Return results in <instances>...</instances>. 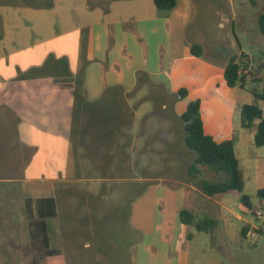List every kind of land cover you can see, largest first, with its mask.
<instances>
[{
  "label": "crops",
  "instance_id": "obj_1",
  "mask_svg": "<svg viewBox=\"0 0 264 264\" xmlns=\"http://www.w3.org/2000/svg\"><path fill=\"white\" fill-rule=\"evenodd\" d=\"M65 3L47 0L34 7L21 0L0 8V187L7 188L0 189V222L16 223L43 243L38 215L76 219L73 210L62 211L73 184L91 182L99 195L113 183L127 185L140 219H146L148 202L173 215L161 225L163 231H180L177 247L164 243L167 260L173 253L175 264H188L195 238L190 230L202 232L182 223L180 212L220 225L226 211L239 216L231 207L240 195L203 192L202 182L217 177L206 167L191 175L196 155L186 146L185 126L167 119L182 120L189 103L200 101L205 133L218 143L235 138L246 188V171L264 163V147L255 144L258 121L249 129L241 121V108L254 96L227 85L225 69L233 57L210 60L203 40L186 36L177 3L166 12L155 0ZM196 44L203 48L201 57L192 54ZM227 103L239 105L238 121ZM263 104L258 106L264 113ZM13 186L22 194L12 195ZM118 212L130 219V204ZM27 213L33 221L24 225L19 216ZM60 218L54 227L59 257L67 249ZM102 239H94L97 248L106 244Z\"/></svg>",
  "mask_w": 264,
  "mask_h": 264
},
{
  "label": "rangeland",
  "instance_id": "obj_2",
  "mask_svg": "<svg viewBox=\"0 0 264 264\" xmlns=\"http://www.w3.org/2000/svg\"><path fill=\"white\" fill-rule=\"evenodd\" d=\"M28 1L38 6L46 4L47 0ZM65 1L62 7L73 2L80 7L95 0ZM104 1L123 4L128 0ZM145 1L152 5V0ZM20 2L21 0H0V8L5 4ZM263 11L262 0H177L176 13L181 18L184 17L186 36L203 40L206 58L216 62L230 60L231 57L238 58L247 77L243 89L254 96V93H264V36L258 25V17ZM252 98V104L260 103L255 96ZM175 110L177 112L178 108ZM226 110L238 121L240 115L237 103H227ZM167 120L172 125H184L181 119ZM260 149V154H264V148ZM192 153L196 155L194 151ZM258 167L259 169L254 165L246 171L244 193L250 196L254 206L259 203L258 191L264 188V163H259ZM163 175L172 176L166 172ZM4 187L0 189H7ZM13 187L10 191L12 195L22 194L21 187ZM127 188V185L121 187L118 183H113L103 195H99V187L91 182L73 184L69 188L73 193L66 198L62 211L65 213L69 209L73 210L72 217L76 219H63L64 214L60 215L61 218L58 214L49 218L50 232H46L45 240L42 231L43 243L36 235L42 227V221L45 223V218H40L39 215L36 236H30L28 229L20 230L16 223L7 225L0 222V264H175V254L171 253V260H167L164 243L177 247L180 231L176 228L163 231L161 228L163 217L171 221L173 215L163 214L161 208L157 210L154 202H148L144 214L146 219H140L138 205L133 206L134 198L126 195ZM235 202L237 205H232L231 209H236L239 216L226 211L220 225L216 219H208L211 221L210 232L197 234L194 229L190 230L195 238L190 239L192 242L188 247V264H264V231L259 229L261 224L254 222L252 212L242 210L239 200ZM129 204L130 219H127L126 214L122 219L118 211ZM22 217L27 220L24 222ZM22 217L19 216L24 225L33 221L29 213ZM59 218L62 226L66 225L63 240L67 249L61 257L58 256L59 239L54 230L59 225ZM13 222L12 217L11 223ZM75 225L77 233L70 230ZM74 233L77 234L75 243L72 239ZM99 236L106 244L97 248L94 239ZM141 238H144L143 245H139ZM150 247L153 252L149 250Z\"/></svg>",
  "mask_w": 264,
  "mask_h": 264
},
{
  "label": "trees",
  "instance_id": "obj_3",
  "mask_svg": "<svg viewBox=\"0 0 264 264\" xmlns=\"http://www.w3.org/2000/svg\"><path fill=\"white\" fill-rule=\"evenodd\" d=\"M176 3L177 0H155L156 7L162 12L170 11L176 6ZM32 6L40 7V5ZM258 25L261 34L264 36V11L258 17ZM191 51L194 56L201 57L203 54V48L199 44L193 45ZM225 78L229 87H245L247 77L241 69V64L238 63V58L233 57L230 60L225 69ZM180 94L182 97H186L187 91L182 90ZM254 96L264 102V93H254ZM200 110V101H193L189 103L186 112L182 115L186 132V146L196 154L195 163L191 167V175L199 172V167L208 168L217 179L215 181H203L201 185L203 192L212 197L216 194L236 191L240 195L239 201L244 207V211L252 212L256 206L252 203L250 196L244 193L245 179L235 152V138L218 143L207 135L204 131ZM241 121L242 126L248 129L254 127V123L258 121L255 144L257 147H264V113L262 109L257 104L244 105L241 108ZM257 196L258 204H262V201H264V189H260ZM56 216V212L50 215H39L40 218ZM180 219L186 225H195L199 232L211 231V221L208 219L196 220L194 214L188 210L180 212ZM42 231L45 235L46 226L43 221Z\"/></svg>",
  "mask_w": 264,
  "mask_h": 264
},
{
  "label": "built area",
  "instance_id": "obj_4",
  "mask_svg": "<svg viewBox=\"0 0 264 264\" xmlns=\"http://www.w3.org/2000/svg\"><path fill=\"white\" fill-rule=\"evenodd\" d=\"M253 220L255 223H260V231H264V201L262 204H258L252 211Z\"/></svg>",
  "mask_w": 264,
  "mask_h": 264
}]
</instances>
